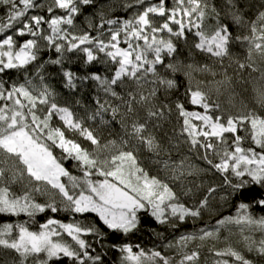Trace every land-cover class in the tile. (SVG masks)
<instances>
[{
  "label": "snow or ice",
  "instance_id": "snow-or-ice-1",
  "mask_svg": "<svg viewBox=\"0 0 264 264\" xmlns=\"http://www.w3.org/2000/svg\"><path fill=\"white\" fill-rule=\"evenodd\" d=\"M68 53L88 70L69 69ZM97 120L120 131L105 140ZM48 212L75 215L34 229ZM257 212L264 0H0V216L28 218L0 222V264H202V249L211 264H256L247 254L264 260ZM198 221L167 240L150 229L164 241L151 248L132 242L151 222Z\"/></svg>",
  "mask_w": 264,
  "mask_h": 264
},
{
  "label": "trees",
  "instance_id": "trees-1",
  "mask_svg": "<svg viewBox=\"0 0 264 264\" xmlns=\"http://www.w3.org/2000/svg\"><path fill=\"white\" fill-rule=\"evenodd\" d=\"M101 2H104V0H101ZM117 13L119 15H122V16L125 15V13L119 12V9H117ZM86 15H87V13H86ZM84 22H85V17H79L78 18L77 23H78V25L80 27L84 26ZM93 34H95V33H93ZM67 55L71 58L70 60L66 61V65H67V67L69 69L75 70V71H77L80 74H83L85 71L88 70V69H86L85 67L82 66V64H81L80 60L77 58L76 54L68 53ZM50 56H51V53L46 55L44 58L45 59H49ZM89 67H91V66H89ZM104 67L105 66L103 64H97L95 67H91V71H99L100 74L103 75V74H105L104 73ZM48 74H49V83H50L51 90L56 93L57 100L62 103L63 102V98L62 97H63L64 92H66V89H63L61 84H60V75H59L57 69L54 68V67H51V66L48 69ZM200 79L208 80V79H211V77L202 76V77H200ZM77 99H79V97H77ZM81 103H83V101H81ZM77 107L79 108V106H77ZM105 119H110V116H106ZM172 120H173V123H174L175 116L172 117ZM89 123L92 124V126L94 128H96L100 132V134L102 135L103 139H105V140L114 138L115 134L120 131L119 125H115V127L111 128V134H110L109 126H105V125L99 124L98 120L96 122H91L90 121ZM164 127L166 129L170 130L172 125L166 123ZM142 158H145V154H142ZM145 163L147 164V160L146 159H145ZM66 166L71 168V163L70 162H66ZM72 170H73V172L75 174V169H72ZM153 172H154V170H153ZM39 199H43V198H39ZM233 211H234L233 209L226 208V209L222 210L221 215H228L229 213H231ZM256 214L257 215H264V213H261V212H257ZM74 215L75 214H70V213H66V212H58V213H55V214L48 212V213L39 214L36 217L37 224L36 225H32V227L34 229L38 228V224L46 222V217H49V216L52 217V218L58 219V220H60L62 222L68 223V222L72 221ZM76 218L77 219H81V217H79V216H76ZM217 218H219V217H210V216H208L206 214L205 217H204V220L205 221H209L210 223L214 224L215 220ZM27 219L28 218L26 216L11 217V218L6 217V216H0V222H9V221H11V222H22L23 220H27ZM203 224H204V221H198L195 225H193L192 223L189 222L187 225H182L177 230H172V229H168L165 226L158 225L155 222H151L149 228H145L141 233H139L137 236L132 238V242L133 243L139 242V243H142L145 247L151 248V247H154V246H156L158 244H162L164 241L157 240L156 237L150 231V229H155L157 232H162L163 235H164L165 240H167V239H171L173 235H177L178 236L182 232L193 231L196 228L203 226ZM231 228H232L233 232L236 233V235H233L231 237V242L234 244V246H236V247H238V248L243 250L244 244H243V241L241 240V238L239 236L238 227L233 225V226H231ZM246 234L252 235L256 239L260 238V233H258V232L246 233ZM217 246L218 247H222L223 244L221 243V244H218ZM97 248L99 250V246L98 245H97ZM7 251L8 250H0V254L7 253ZM201 251H202V264H203V260L205 258H208L209 264H211L210 258L208 257L207 250L206 249H202ZM170 254L174 255V252L170 253ZM247 255L249 256V258H251L254 261H256V264H264V260H261V258L258 257L254 252L253 253H248ZM117 256H118L117 253L110 252L108 254V256H106L105 259H106V261H113V260L117 259Z\"/></svg>",
  "mask_w": 264,
  "mask_h": 264
},
{
  "label": "rangeland",
  "instance_id": "rangeland-1",
  "mask_svg": "<svg viewBox=\"0 0 264 264\" xmlns=\"http://www.w3.org/2000/svg\"><path fill=\"white\" fill-rule=\"evenodd\" d=\"M44 2L47 3V2H50V0H44ZM196 59L200 60L202 62V58L199 55H197ZM202 76H205V75L197 74V79H200V77H202ZM201 80H206V79H201ZM244 97L246 99V102L252 103V93H251L250 88H249V91L247 93H244Z\"/></svg>",
  "mask_w": 264,
  "mask_h": 264
}]
</instances>
